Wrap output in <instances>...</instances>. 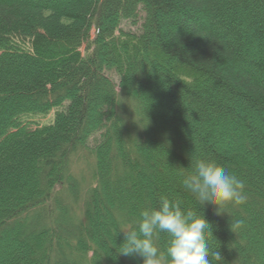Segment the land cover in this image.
<instances>
[{
  "label": "trees",
  "instance_id": "obj_1",
  "mask_svg": "<svg viewBox=\"0 0 264 264\" xmlns=\"http://www.w3.org/2000/svg\"><path fill=\"white\" fill-rule=\"evenodd\" d=\"M201 155L247 196L202 209L209 247L264 264V0H0V264H141L118 229L199 211Z\"/></svg>",
  "mask_w": 264,
  "mask_h": 264
},
{
  "label": "clouds",
  "instance_id": "obj_2",
  "mask_svg": "<svg viewBox=\"0 0 264 264\" xmlns=\"http://www.w3.org/2000/svg\"><path fill=\"white\" fill-rule=\"evenodd\" d=\"M179 168L180 183L200 210L162 195L157 206L143 207L137 220L118 229L123 240L115 251L125 257H139L141 264H224L217 248L209 247L213 230L202 209L213 205L219 215L228 204L246 203L245 182L207 156L189 157L188 167ZM161 233L167 236L163 248L158 243Z\"/></svg>",
  "mask_w": 264,
  "mask_h": 264
},
{
  "label": "rangeland",
  "instance_id": "obj_3",
  "mask_svg": "<svg viewBox=\"0 0 264 264\" xmlns=\"http://www.w3.org/2000/svg\"><path fill=\"white\" fill-rule=\"evenodd\" d=\"M142 18H143V13L141 11H139L138 13V17L137 19L134 21V22H130V21H124L122 22V24L120 25V28L123 30V31H130V32H134V33H137L139 27H140V24H141V21H142ZM110 77L114 80H116V77L111 74ZM51 118V114L50 115H47L45 118H41V116L39 117H36V119L40 122V123H45L47 121H49V119Z\"/></svg>",
  "mask_w": 264,
  "mask_h": 264
}]
</instances>
